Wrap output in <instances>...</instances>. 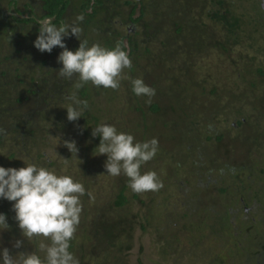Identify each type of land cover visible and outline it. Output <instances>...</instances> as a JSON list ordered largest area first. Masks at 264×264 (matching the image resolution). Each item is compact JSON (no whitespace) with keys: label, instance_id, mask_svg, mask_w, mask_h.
Wrapping results in <instances>:
<instances>
[{"label":"rangeland","instance_id":"374dc122","mask_svg":"<svg viewBox=\"0 0 264 264\" xmlns=\"http://www.w3.org/2000/svg\"><path fill=\"white\" fill-rule=\"evenodd\" d=\"M234 2L235 14L242 16L245 14L243 16L245 23L246 20L249 22L250 16L255 20L260 19L261 26L259 24L257 28L264 33V18L259 16L256 8L253 10L252 0ZM249 23L250 25L242 27L251 30L254 23L253 21ZM241 35V40L230 39L228 53L217 54L216 50H212L201 56L197 64L200 68L196 67L197 77L200 81L205 78L207 84L204 86L207 92L212 87L226 91L237 89L239 93L249 90L251 77L248 71L256 68L257 64H264V42L257 53L256 46H251L250 40L246 39L243 33ZM96 37L93 36L94 41H97ZM10 47L9 50H12V43ZM7 51L5 46L1 49V63V57ZM19 62L25 74L24 84L19 85V91L26 88L25 84L32 86L41 83L44 78L41 69L32 67L30 63H23L20 60ZM144 63H146L144 59L138 60L140 66H144ZM124 72L132 78L141 77L137 74L133 77L129 72ZM121 81L122 88L120 86L121 89H116V92L109 88L102 91L103 89L97 86L94 89L92 85L94 89L92 101L99 108L95 115L99 116L98 122L114 124L117 129L126 125L134 128L136 123L142 120L139 112L133 109L139 96L136 98L125 90L124 84L130 82L129 79ZM62 91L64 93L67 89ZM70 93L72 90L65 95L68 96ZM224 95L225 98L229 96L228 92ZM210 97H212L210 102L203 100L204 109L211 103L219 102L213 100L215 96ZM220 101L215 112L212 115L210 113L200 116L203 122L197 123L195 131L189 132L190 135L194 134L195 138V143L190 146L189 141L180 148L175 145L176 140L166 141L163 133L167 129L163 127L160 131L157 127L149 134L147 140L153 137L157 139L158 151L151 160L141 165V172L154 170L159 176L161 187L156 191L137 193L136 200L131 199L132 193H126L131 203L123 208H117L120 215L128 216L129 213H125L127 207L131 214H137L136 230L132 234L131 247L127 251L123 250V246L127 244L124 236H118L116 244L118 247L108 252L103 251L104 245H101L100 241L99 245L93 248L96 240L88 233L92 226L90 221L99 212L112 207L114 196L120 186L118 179L127 181L128 178L123 173L119 176L107 175L103 167L106 156L97 153L89 158L88 173L84 179L81 178L82 155L77 152L71 153L64 141H75L76 147L82 148L93 142V136L85 137L81 127L77 126L78 130L74 128L77 124L74 121L68 122L66 112L54 122L46 120L58 112L66 111L63 107L67 100L62 105L57 104L53 114L50 112L46 114L44 111L45 119L40 120L38 126L33 127L34 130H28L31 128H28L29 126H33L29 124L17 134H11L10 131L4 133L0 142V165L19 168L24 166V161L34 162L52 168L58 174L66 168V173L63 174H70L75 180L83 183L86 192L80 197L81 213L76 236L80 250H84L81 253L85 255L79 259L80 264H264V139L258 140L259 149L255 155V158H261L260 162L258 161L260 159H252L254 164L248 162L243 164H246L243 168L232 171L226 169L220 163L222 160L210 154L214 150V146L211 145L213 135L225 134L228 131L233 137L239 128L233 125V116L230 115V110L233 109L229 104L233 103L224 98ZM199 106L202 105L195 102L191 112L198 111ZM142 108L145 110L146 106ZM241 115L249 117L254 124L259 122L257 126L264 130V120L259 121L243 113L236 115V118ZM208 117L211 120L206 122ZM65 123L70 124L67 129L63 128ZM257 126L253 129L258 139L260 131ZM160 132L163 137L159 136ZM22 133H26L25 137H21ZM29 135L31 137H28ZM206 136L210 139L206 140ZM10 153L14 154L12 158H9ZM239 166L242 167L241 163ZM88 193H91V198ZM137 200L142 201L139 203ZM1 203L5 206H0V212L6 214L9 228L0 232V247H8L10 252L15 254L19 251L37 250L41 241L47 242L43 236L32 239L23 237L14 220L12 202L0 198ZM7 206L9 209H6ZM143 206H146V209ZM144 215L147 217L145 222ZM140 223L144 225V230L140 229ZM82 224L88 229L84 234ZM6 236L8 238L2 240ZM16 239L24 242L20 249L12 247ZM39 254L43 256L44 253L41 250Z\"/></svg>","mask_w":264,"mask_h":264},{"label":"trees","instance_id":"16d2710c","mask_svg":"<svg viewBox=\"0 0 264 264\" xmlns=\"http://www.w3.org/2000/svg\"><path fill=\"white\" fill-rule=\"evenodd\" d=\"M3 5L5 9L12 8L19 17L5 15L7 10L3 8ZM235 5L234 0H22L21 2L0 0V53L4 46L8 50L1 57L2 63L0 62L2 67L0 69V142L3 134L8 131L11 134H17L29 124L33 126H29L28 128H31L28 130H34L33 127L38 126V122L45 119L43 112L53 114L57 104L64 103L67 97L65 94L70 90L76 91L81 99L88 101V108L83 112V116L74 120L77 124L74 128L78 130L81 127L85 137H92V127L98 123L99 118L95 115L99 112V108L92 101L94 99L92 91L96 86L93 89L91 83H88L76 90L74 89L75 76L72 79H64L58 75V70L62 66L57 61L61 51L59 46H54L50 53L47 52L50 54L49 57H43V52L38 57L34 56L32 51L36 49L33 41L38 35L39 22L47 19L60 24L64 21L71 22L77 14H83L84 19L79 22L82 29L79 38L91 44L93 36L96 35L98 39L94 42L106 47L115 45L116 41L109 40L110 35L119 37L120 41L125 40L128 46L125 47L122 42L120 45L127 51L131 59V67L124 71L129 72L133 77L136 74L140 75L147 85L155 89L151 102L146 103L147 97L137 98L131 91L130 82H125L127 93L137 98L133 109L139 112L142 120L137 122L134 128L126 125L124 128H118L119 131L130 132L135 140L144 141L157 127L159 131L163 127L167 129L163 133L166 141L176 140L175 145L179 148L189 141L190 146L195 143V138L194 134L190 135L189 132L195 131L194 127L196 128L197 123L203 122L200 116L210 113L212 115L215 108L219 107L220 100L224 98L233 103L229 104L232 107L228 104L226 106L233 109L230 110V115L233 116V125L239 130L233 137L228 131L225 134L213 135L211 145L214 146V150L210 154L222 160L220 163L230 171L243 168L248 162L254 164L252 159H260L258 160L260 162L261 158H255V155L259 149L257 148L258 140L264 139V130L257 126L259 122L254 124L249 117L241 115L236 118V115L249 114L259 121L264 120V64H257L256 68L248 71L251 80L247 92L239 93L237 89L218 90L216 87H212L207 92L204 86L207 84L205 78L200 81L197 77L196 67L200 68L197 64L201 56L212 50H216L217 54L228 53L230 39L241 40L242 33L246 39L250 40L251 46H256V52H260L259 47L264 42V33L257 26L259 24L261 26V20H255L250 16L249 22L254 23L251 25V30L243 28L242 26L250 25V23L247 20L246 23L244 22L245 14L243 16L235 14ZM257 11L259 16L264 18V15ZM113 17H117L120 23L130 28L128 36H122L123 31H118V25L115 26L111 21ZM64 41L70 50H75L80 43L73 35L65 37ZM11 43L13 49L9 50ZM20 59L36 67L49 60L47 64L51 70L42 72L44 78L41 83H35L32 86L25 84L26 88L19 91L18 87L24 84L25 77L22 72L13 68V63L17 64ZM140 59L145 60L144 66L138 64ZM7 76H9L8 80ZM101 88L104 91V88ZM62 89L67 91L62 93ZM98 91L99 89L97 93ZM113 91L116 92V89ZM225 92L229 94L226 98ZM210 96H215L213 100H219V102L211 103L212 105L209 104V107L204 109L203 100L210 102L212 98ZM195 102L202 106H199L198 111L191 112ZM145 106L143 110L142 107ZM65 112L64 110L58 112L53 117H47L46 120L50 119V122H54ZM208 118L206 122L211 120ZM68 122L71 121L68 120ZM68 125L70 124L65 123L63 128L67 129ZM255 126L260 131L258 139L254 134ZM25 135L26 133H22L21 137ZM159 136H162L161 132ZM209 139L210 137L206 136V140ZM92 141L91 144L82 148L77 147V153L82 155L81 178L83 179L88 173L89 158L97 153L95 147L99 143V137H92ZM241 142L244 144L242 145ZM13 156V153L9 154V158ZM240 163L242 167L239 166ZM244 163L246 164L243 165ZM118 181L120 186L114 196L112 207L99 212L90 221L92 226L88 233L96 240L93 248L99 245L100 241L101 245H104V252L118 247L116 245L118 236H124L127 244L123 246V250H129L133 240L132 234L136 230L137 214H131L127 207L125 213L130 215L123 214V216L118 214L117 208H123L131 203L126 193H132L130 196L133 200H136L137 193L128 188L127 181L122 179ZM224 191L221 190V192ZM137 201L140 203L142 200ZM143 207L146 209V206ZM120 213L123 212L120 211ZM143 219L144 222L147 221L145 215ZM139 226L141 230H144V225L140 223ZM81 228L83 234L85 230L88 231L83 224ZM77 232L78 230L71 241L70 250L82 259L85 255L81 253L84 250H80L76 241ZM7 238L8 236L2 240L5 241Z\"/></svg>","mask_w":264,"mask_h":264},{"label":"clouds","instance_id":"9594fccd","mask_svg":"<svg viewBox=\"0 0 264 264\" xmlns=\"http://www.w3.org/2000/svg\"><path fill=\"white\" fill-rule=\"evenodd\" d=\"M83 14H77L71 21L60 24L45 19L39 22L38 35L33 46L41 52H51L54 46L61 51L57 61L62 65L58 75L64 79L75 76L74 89L85 84L105 89H117L122 79H129L131 91L136 96L147 97L151 102L155 89L147 85L141 77H129L124 69L131 67V59L119 42L112 47L100 43L81 40L79 22ZM73 35L79 41L75 50L66 47L64 38ZM66 117L74 121L83 116L88 101L81 99L76 91L66 97ZM91 135L99 137L95 147L97 155H105L103 167L107 175L119 176L123 173L128 188L135 193L156 191L161 181L154 170L141 172V165L151 160L158 151L155 137L137 141L130 132L119 131L114 124L101 121L92 127ZM69 151L77 152L75 141H64ZM65 159V158H64ZM67 159H65L66 161ZM24 161V160H23ZM66 173V168L58 174L54 169L24 161L22 167L0 165V198L10 202L14 220L23 237L32 239L43 236L37 250L19 251L12 254L8 247H0V264H80L79 258L71 251V241L80 220V197L86 192L82 182ZM91 198V193H88ZM9 228L6 214L0 212V232ZM21 239H16L12 247L20 249ZM43 251V256L39 251Z\"/></svg>","mask_w":264,"mask_h":264},{"label":"flooded vegetation","instance_id":"af4514ba","mask_svg":"<svg viewBox=\"0 0 264 264\" xmlns=\"http://www.w3.org/2000/svg\"><path fill=\"white\" fill-rule=\"evenodd\" d=\"M18 1V0H17ZM21 2V1H20ZM252 3H253V10H255V8L257 9V10H259V12H260V14H263L264 15V0H252ZM257 4H258V6H257ZM4 9H5V7H4ZM5 10H7L6 12H5V15L6 14H11V15H13V17L14 18H16L17 16L19 17V15H18V13H16L12 8L11 9H5ZM119 19L117 18V17H113V19L111 20L112 22H114V24H115V26H117V28H118V31H123V33H121L122 34V36H128L129 35V30H130V28L129 27H125L124 26V24H122V23H120V21H118ZM117 24V25H116ZM96 32L98 31L96 28L94 29ZM111 34H113V33H111ZM97 39H98V37H97ZM93 40V39H92ZM109 40H112L113 42L114 41H116L115 42V44L117 43V42H119L120 44H124L125 45V47L126 46H128V44H127V42L125 41V40H123V41H120L119 40V37H113L112 35H110L109 36ZM76 41V40H75ZM122 42V43H121ZM92 43H94V40H93V42ZM32 51L34 52V56H39L40 55V53H42L41 51H39V50H36V49H32ZM33 56V57H34ZM50 56V54H47V52L45 51V52H43V57H49ZM30 59H32V58H30ZM20 61L21 62H23V63H29L28 61H23V60H21L20 59ZM48 61L49 60H46L45 61V63H43L42 65H39L38 64V70L39 69H41L42 71H49V70H51L49 67V65L47 64L48 63ZM30 65L32 66V67H35L33 64H31L30 63ZM49 66V67H48ZM13 68H15L16 70H18V71H20V72H22V75L25 77V74L23 73L24 72V70L22 69V67H21V65H20V62L19 61H17V64H14L13 63ZM20 69V70H19ZM15 72V71H14ZM31 73V71L29 72V74ZM34 81H35V78H34ZM0 206L1 207H4L5 206V204L4 203H1L0 204ZM7 208L9 209V207L7 206ZM207 264V263H206Z\"/></svg>","mask_w":264,"mask_h":264}]
</instances>
